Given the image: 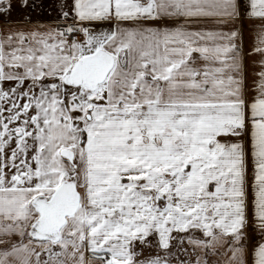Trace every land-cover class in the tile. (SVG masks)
<instances>
[{
  "label": "snow or ice",
  "instance_id": "6c2138e0",
  "mask_svg": "<svg viewBox=\"0 0 264 264\" xmlns=\"http://www.w3.org/2000/svg\"><path fill=\"white\" fill-rule=\"evenodd\" d=\"M0 264H264V0H0Z\"/></svg>",
  "mask_w": 264,
  "mask_h": 264
},
{
  "label": "crops",
  "instance_id": "0c3cea01",
  "mask_svg": "<svg viewBox=\"0 0 264 264\" xmlns=\"http://www.w3.org/2000/svg\"><path fill=\"white\" fill-rule=\"evenodd\" d=\"M14 15H15V13H14Z\"/></svg>",
  "mask_w": 264,
  "mask_h": 264
}]
</instances>
